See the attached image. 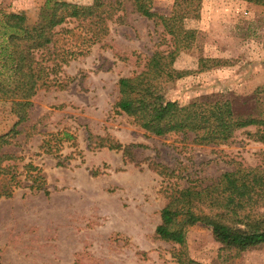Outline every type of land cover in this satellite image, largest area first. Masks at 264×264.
Listing matches in <instances>:
<instances>
[{
	"label": "rangeland",
	"instance_id": "374dc122",
	"mask_svg": "<svg viewBox=\"0 0 264 264\" xmlns=\"http://www.w3.org/2000/svg\"><path fill=\"white\" fill-rule=\"evenodd\" d=\"M116 1L120 6L106 20L107 33L61 67L63 87L36 89L26 120L16 126L19 133L0 148L21 158L13 162L19 185L0 198V264H185L178 256L202 264H264V244L233 257L199 223L184 226L182 247L155 236L168 187H202L237 166L263 167L264 144L246 136L253 126L217 144L196 143L192 132L147 134L116 111L117 79L137 74L154 51L165 55L173 42L161 24L134 11L130 0ZM43 3L0 0V32L3 15L20 14L30 26ZM173 4L151 0L150 10L164 16L171 30H191L193 36L180 40L174 58L161 64L171 77L163 78V99L184 104L202 95L226 98L237 112L251 107L262 118L264 94L252 90L264 82V5L250 0ZM76 25L66 20L55 27V49L85 45L63 31L72 29L75 36ZM199 58L221 62L198 71ZM6 72L0 67V74ZM9 109L10 101L0 99L1 133L16 119ZM86 129L129 145L128 154L93 147V137L87 146ZM60 130L72 133L76 145L63 141L55 152L50 139V154L41 152L46 133ZM28 161L43 177L46 194L28 188L22 169Z\"/></svg>",
	"mask_w": 264,
	"mask_h": 264
},
{
	"label": "trees",
	"instance_id": "16d2710c",
	"mask_svg": "<svg viewBox=\"0 0 264 264\" xmlns=\"http://www.w3.org/2000/svg\"><path fill=\"white\" fill-rule=\"evenodd\" d=\"M199 0H174L175 7H196ZM264 5V0H250ZM139 15L161 24L172 38V47L165 55L154 51L146 60L144 68L131 77L117 79V98L114 109L130 117L147 134L163 136L171 132H192L196 143H223L232 138L235 130L253 126V132L246 136L264 144V113L256 117L253 108L237 112L231 99L202 95L187 103L165 100L162 97L164 79L170 75L161 66L172 60L179 48V41L190 39L191 30H171L167 19L150 10L151 0H130ZM195 2V3H194ZM120 2L116 0H92L82 5L64 0H44L39 8L37 20L32 25L23 21L20 14L3 15V31L0 32V67L6 68L0 74V99L10 101L9 112L16 119L5 132H0V148L10 144V139L19 133L16 126L27 118L30 97L36 89L63 87L59 79L61 67L75 55L87 51V47L99 41L106 33V20L113 15ZM66 20L77 21L75 36L72 29L70 40L81 39L82 44L74 49L58 51V33L55 27ZM69 40V41H70ZM37 54V56H35ZM221 60L199 58L197 70L202 71L217 65ZM224 62V61H222ZM264 94V82L257 85L252 94ZM235 109V110H234ZM87 146L94 138L93 147L120 149L128 154L127 146L108 135H93L85 130ZM48 139L38 146L41 152L50 154V139L55 140L53 151L60 142L70 141L74 147L75 137L66 130L46 133ZM56 144V145H55ZM53 147V146H52ZM130 155V154H129ZM13 154L0 151V198H8L19 185ZM57 165L61 164L58 159ZM154 166H160L154 164ZM162 168V167H160ZM24 178L30 182V190H40L46 194L44 179L38 168L31 162L22 164ZM159 174L161 171L158 170ZM167 200L159 210V222L154 227L157 238L183 245V228L187 224L199 223L213 232L215 240L237 257L241 252L264 244V166L241 167L221 173L202 187L187 185L181 188L168 187ZM179 262L202 264L190 258Z\"/></svg>",
	"mask_w": 264,
	"mask_h": 264
}]
</instances>
